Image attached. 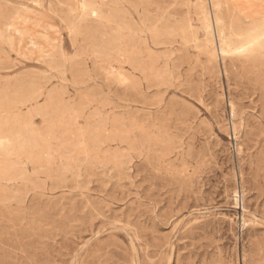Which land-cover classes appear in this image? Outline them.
Returning a JSON list of instances; mask_svg holds the SVG:
<instances>
[{
  "label": "rangeland",
  "instance_id": "1",
  "mask_svg": "<svg viewBox=\"0 0 264 264\" xmlns=\"http://www.w3.org/2000/svg\"><path fill=\"white\" fill-rule=\"evenodd\" d=\"M0 32V264H264V0H0Z\"/></svg>",
  "mask_w": 264,
  "mask_h": 264
},
{
  "label": "bare ground",
  "instance_id": "2",
  "mask_svg": "<svg viewBox=\"0 0 264 264\" xmlns=\"http://www.w3.org/2000/svg\"><path fill=\"white\" fill-rule=\"evenodd\" d=\"M222 33V32H221ZM0 34H1V32H0ZM3 40V39H2ZM1 42V41H0ZM3 42V41H2ZM1 42V43H2ZM57 42V41H56ZM113 44V43H112ZM114 45H115V43H114ZM119 45V44H118ZM118 45H115V47L117 46L118 47ZM107 46H108V44H107ZM109 46H111V45H109ZM121 46V45H120ZM232 46V45H231ZM110 48V47H109ZM111 48H113V47H111ZM110 48V49H111ZM104 49H105V47H104ZM223 49V48H222ZM108 49H106V51H107ZM117 51H119V50H117ZM114 52V51H113ZM104 53V52H103ZM115 53V52H114ZM117 53V52H116ZM106 54V53H105ZM111 54V53H110ZM211 55V54H210ZM122 64V63H121ZM123 78V77H122ZM122 80V79H121ZM34 85V84H33ZM151 86V85H150ZM32 89V88H31ZM29 92V91H28ZM34 92V91H33ZM32 93V92H31ZM30 97V96H29ZM20 101V100H19ZM25 101V100H24ZM28 101V100H27ZM14 105V104H13ZM11 108V107H10ZM16 109V108H15ZM6 110V109H5ZM11 110V109H10ZM13 110H14V108H13ZM17 110V109H16ZM16 110H14V111H16ZM19 111H20V109H18ZM14 111H13V113H14ZM7 112V111H6ZM3 113V112H2ZM15 115V114H14ZM18 116V115H17ZM24 116V115H23ZM13 117H15V116H13V114H11V115H7V116H2V117H0V126H2V125H10V121L13 119ZM12 118V119H11ZM23 118V117H22ZM22 120V119H21ZM21 122V121H20ZM22 122H23V120H22ZM21 124H24V122L23 123H21ZM19 126V125H18ZM25 126V125H24ZM16 127V126H15ZM4 129V128H3ZM6 129H7V127H6ZM5 129V130H6ZM19 129V128H18ZM20 131H21V129H19ZM2 131H4V130H2ZM1 131V128H0V155H5V154H11V152L13 151H11V146L12 147H14L15 149L18 147L17 145H14V144H12L11 143V135L10 136H8V135H6L4 132H2ZM19 131V132H20ZM22 131H23V126H22ZM21 131V132H22ZM13 132H14V130H13ZM13 134V133H12ZM21 134V133H20ZM27 134H29V133H27ZM23 136H24V134H23ZM42 136V135H41ZM29 137H31V135H29ZM37 138H38V136H36ZM33 138V137H32ZM45 138V137H44ZM14 139V138H13ZM42 139V138H41ZM46 139V138H45ZM25 140V139H24ZM39 140V139H38ZM37 140V141H38ZM28 141H30L29 139H28ZM32 141V140H31ZM39 141H41V140H39ZM42 141L44 142V140L42 139ZM42 141H41V143H42ZM46 141V140H45ZM48 142V141H47ZM38 143V142H37ZM36 143V144H37ZM40 143V144H41ZM43 144V143H42ZM41 144V145H42ZM44 145H47V143L46 144H43V146ZM40 148H39V150H41V146H39ZM30 148H31V146H30ZM43 148V147H42ZM18 149V148H17ZM16 149V150H17ZM24 149V148H23ZM33 149H34V147H33ZM36 149V148H35ZM45 149V148H44ZM38 150V151H39ZM18 151V150H17ZM28 151V150H27ZM27 151H25L24 150V152H27ZM45 151V150H44ZM28 152H32V148H31V151H28ZM33 153H34V151H33ZM32 153V154H33ZM45 153V152H44ZM17 154H19L18 152H17ZM34 154H36V153H34ZM40 153H38V155H39ZM48 154H49V152H48ZM20 155V154H19ZM28 155V154H27ZM21 156V155H20ZM43 156V155H42ZM26 157V156H25ZM37 157V156H36ZM38 157H40V156H38ZM4 158V157H3ZM22 158V157H21ZM24 158V157H23ZM28 158V157H27ZM30 159H31V157H29ZM35 158V157H34ZM38 159V158H37ZM40 159V158H39ZM6 160V159H5ZM41 160V159H40ZM39 160V161H40ZM4 161V160H3ZM17 161V160H16ZM36 160H34V162H35ZM37 162V161H36ZM3 163V162H2ZM18 164V163H17ZM21 164V163H20ZM19 165V164H18ZM1 166H3V165H1ZM0 166V167H1ZM10 166H11V164H10ZM23 166V165H22ZM4 167V166H3ZM1 169H3V168H1ZM1 169H0V171H1ZM6 172V171H5ZM11 172H12V170H11ZM1 173H3V171H1ZM16 173V172H15ZM13 174V173H12ZM17 174V173H16ZM3 175V174H2ZM7 175V174H6ZM5 175V176H6ZM18 176V175H17ZM15 177V176H14ZM3 178V177H2ZM20 178V177H19ZM29 178V177H28ZM4 179V178H3ZM16 179H17V177H16ZM15 180V179H14ZM21 180V179H20ZM19 180V181H20ZM2 181V180H1ZM0 181V182H1ZM12 182V181H11ZM10 185V184H9ZM13 185V184H12ZM17 186V185H16ZM19 188V187H18ZM16 189V188H15ZM19 189H21V188H19ZM2 192H4V189H3V191ZM1 193V192H0ZM5 194V193H4ZM8 195V194H7ZM9 196V195H8Z\"/></svg>",
  "mask_w": 264,
  "mask_h": 264
}]
</instances>
